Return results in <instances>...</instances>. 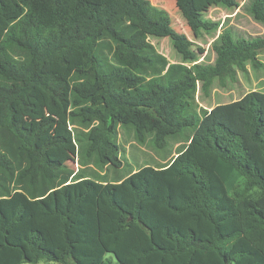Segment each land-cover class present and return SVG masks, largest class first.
<instances>
[{"label":"trees","instance_id":"16d2710c","mask_svg":"<svg viewBox=\"0 0 264 264\" xmlns=\"http://www.w3.org/2000/svg\"><path fill=\"white\" fill-rule=\"evenodd\" d=\"M175 3L193 32L222 29L213 61L151 0H0V264H264V91L197 100L260 68L264 34ZM246 10L264 26V0ZM36 89L54 118L38 117ZM119 127L178 151L109 179ZM67 145L78 170L59 158Z\"/></svg>","mask_w":264,"mask_h":264},{"label":"rangeland","instance_id":"374dc122","mask_svg":"<svg viewBox=\"0 0 264 264\" xmlns=\"http://www.w3.org/2000/svg\"><path fill=\"white\" fill-rule=\"evenodd\" d=\"M158 7L166 9L173 21L174 27L180 32L185 33L195 44V48L201 56V60L213 61L215 54L210 45L214 38L222 31L215 34H210L204 31L193 32L187 25L186 21L179 13L175 0H151ZM239 5L236 8H228L215 0H195L196 8L205 17L213 20L221 21L224 28H233L236 34L241 36H256L264 34V26L257 22L252 15L246 10L247 0H238ZM150 41L156 46L159 52L163 53L170 63L180 62L181 56L173 47L172 41L168 37L157 38L151 37ZM259 60L262 63L260 68H254L251 63L248 64L246 73H238L237 82H229L227 87H221L216 83L212 89L211 95L208 98H203L200 93L197 94V100L200 106L212 107L217 104L227 103L242 97L246 92L251 90L264 91V51L259 54ZM72 70L67 69L63 72V76L69 81ZM70 83L68 86V93ZM31 102L34 104L36 113L40 119L54 118L53 112L48 104L46 95L36 89L33 91ZM66 111L70 110V104H66ZM118 145L121 150L119 155L120 163L115 165L110 164L105 167L107 178H112L116 172L127 174L146 164L164 165L176 155L178 151V143L175 140L171 141L169 147L164 150L157 149L152 144H139L133 135V131L119 127L118 129ZM59 158L76 170L80 168L78 164L77 146L67 145L59 149ZM90 168V167H89ZM90 169H93L91 167ZM32 264V263H23ZM36 264H46L44 260Z\"/></svg>","mask_w":264,"mask_h":264}]
</instances>
